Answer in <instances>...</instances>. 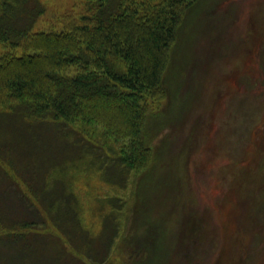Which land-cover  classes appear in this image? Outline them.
<instances>
[{
	"label": "trees",
	"instance_id": "trees-1",
	"mask_svg": "<svg viewBox=\"0 0 264 264\" xmlns=\"http://www.w3.org/2000/svg\"><path fill=\"white\" fill-rule=\"evenodd\" d=\"M196 1L81 0V10L60 18L61 30L37 31L41 0H0V45L22 50L0 53V117L17 116L22 154L0 138V264H107L120 223L109 213L97 233L84 225L66 175L93 166L124 188L152 162L164 127L151 135L149 124ZM36 127L76 150L53 159L52 139Z\"/></svg>",
	"mask_w": 264,
	"mask_h": 264
},
{
	"label": "rangeland",
	"instance_id": "rangeland-1",
	"mask_svg": "<svg viewBox=\"0 0 264 264\" xmlns=\"http://www.w3.org/2000/svg\"><path fill=\"white\" fill-rule=\"evenodd\" d=\"M41 1L37 31L61 30L60 18L83 6ZM8 51L22 53L0 45V53ZM166 79L149 124L151 135L157 123L164 129L146 169L131 172L124 188L103 181L93 166L66 175L81 222L97 233L101 217H117L107 264H264V0L196 1ZM7 118L0 117L1 144L22 155L20 122ZM36 131L52 139L53 159L76 150L56 146L65 137L56 140L49 127ZM17 163L24 164L22 156Z\"/></svg>",
	"mask_w": 264,
	"mask_h": 264
}]
</instances>
